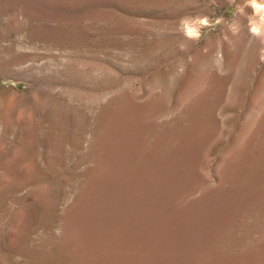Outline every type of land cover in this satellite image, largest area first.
<instances>
[{"label":"rangeland","instance_id":"374dc122","mask_svg":"<svg viewBox=\"0 0 264 264\" xmlns=\"http://www.w3.org/2000/svg\"><path fill=\"white\" fill-rule=\"evenodd\" d=\"M0 264H264V0H0Z\"/></svg>","mask_w":264,"mask_h":264}]
</instances>
